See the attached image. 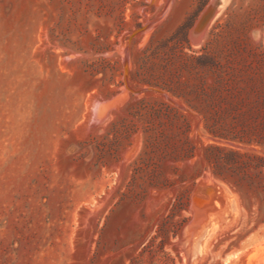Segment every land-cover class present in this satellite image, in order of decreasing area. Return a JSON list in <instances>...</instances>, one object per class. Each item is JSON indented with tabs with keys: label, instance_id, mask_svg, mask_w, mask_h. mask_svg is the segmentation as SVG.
Instances as JSON below:
<instances>
[{
	"label": "rangeland",
	"instance_id": "374dc122",
	"mask_svg": "<svg viewBox=\"0 0 264 264\" xmlns=\"http://www.w3.org/2000/svg\"><path fill=\"white\" fill-rule=\"evenodd\" d=\"M211 1L0 0V264H192L202 182L196 264H264V0Z\"/></svg>",
	"mask_w": 264,
	"mask_h": 264
},
{
	"label": "bare ground",
	"instance_id": "6f19581e",
	"mask_svg": "<svg viewBox=\"0 0 264 264\" xmlns=\"http://www.w3.org/2000/svg\"><path fill=\"white\" fill-rule=\"evenodd\" d=\"M225 2H226V0H220V5L225 4ZM219 9H220V6H219V8L216 9V11L213 13V15L211 16V18L209 20L213 19L218 14ZM199 186H200V184H199ZM210 195L207 197V199H204V202H199L198 201V203H197L193 199V202H194L193 206L196 208V210L198 212H199V210L201 208H203L204 211H208V212L211 211L212 212V211L216 210V211H219L220 214H218V215L217 214L216 215L215 214L214 215H209L206 226L203 227L200 232H197L198 234L195 233V234H197L196 238H192V242H191L192 244H190L191 245V247H190L191 248L190 249V258H192L191 261L188 258V260L192 264L198 263L204 257V255L207 253V251L210 249V247L212 246L213 241L216 239V237L219 235V233L223 232L226 228L230 227L235 222V214H236V212L234 211V208L233 209L229 208V214H227V215L224 214L225 213L224 212L225 211V206L222 205V206H220L221 208L217 207L218 209L214 208L215 205L213 206L212 203H211L212 202V198H211L212 195L211 196ZM219 195H220V193H219ZM224 199H225V197H224ZM198 212H193V213H195L196 215L199 216ZM200 213H201L200 215H202L203 211H200ZM196 215L193 217V220H196V218H195V217H197ZM198 218H200V217H198ZM186 240H188V239H186ZM188 245H187V247H188Z\"/></svg>",
	"mask_w": 264,
	"mask_h": 264
},
{
	"label": "water",
	"instance_id": "95a60500",
	"mask_svg": "<svg viewBox=\"0 0 264 264\" xmlns=\"http://www.w3.org/2000/svg\"><path fill=\"white\" fill-rule=\"evenodd\" d=\"M220 5V0H212L211 3L208 5V7L206 8V10L204 11V13L201 15L198 23H197V30H201L205 27L206 23L209 21V19L211 18V16L213 15V13L216 11V9L218 8V6ZM111 100H108V102ZM112 102V101H111ZM211 187L208 186L207 184H205L204 182H202V185H200L199 187L197 186L194 194H193V199L194 201H196L198 203L199 202H204V199H207V197L211 194L213 195L212 190L210 189ZM210 195V196H211ZM202 205V204H201ZM204 205V204H203ZM222 206V205H221ZM221 208V207H220ZM200 211H203V214L200 215ZM213 213H215V215L220 214L219 211H212ZM211 211H204L203 208H201L198 212L199 216L196 215L197 217L196 220H193L189 225H187L185 227L184 230V238H188L190 237L193 233L197 232V231H201V229L203 227L206 226L207 224V219L209 216V213H212ZM200 217V218H198ZM191 239L189 238L187 240V242H190ZM189 253V254H188ZM187 256L190 259V249L186 251Z\"/></svg>",
	"mask_w": 264,
	"mask_h": 264
}]
</instances>
